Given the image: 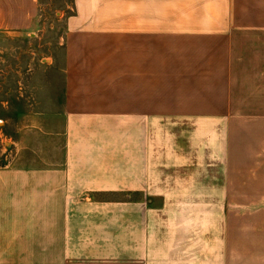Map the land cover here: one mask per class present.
<instances>
[{"label":"crops","instance_id":"1","mask_svg":"<svg viewBox=\"0 0 264 264\" xmlns=\"http://www.w3.org/2000/svg\"><path fill=\"white\" fill-rule=\"evenodd\" d=\"M69 7L31 115L59 126L0 168V264H264V0ZM38 9L0 0V29Z\"/></svg>","mask_w":264,"mask_h":264},{"label":"rangeland","instance_id":"2","mask_svg":"<svg viewBox=\"0 0 264 264\" xmlns=\"http://www.w3.org/2000/svg\"><path fill=\"white\" fill-rule=\"evenodd\" d=\"M69 5L71 0H39L28 27L0 29V168L19 163L36 149L43 154L48 130L59 126V119L46 118L45 111L41 117L31 115L40 111L37 103L47 89L54 93L46 81L57 83L60 77L54 61Z\"/></svg>","mask_w":264,"mask_h":264}]
</instances>
